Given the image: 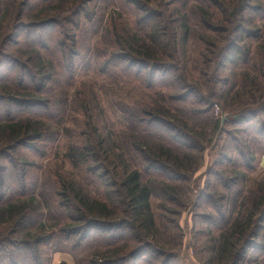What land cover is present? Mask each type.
Listing matches in <instances>:
<instances>
[{"label":"trees","instance_id":"1","mask_svg":"<svg viewBox=\"0 0 264 264\" xmlns=\"http://www.w3.org/2000/svg\"><path fill=\"white\" fill-rule=\"evenodd\" d=\"M248 1L238 0L230 14L235 17ZM259 1L250 9L251 28L238 25L236 39L216 47L213 58L229 64L233 78L215 75L206 83L189 80L186 66L178 75L174 64L191 35L188 0H176L173 11L161 10V0H116L119 13L108 19L99 10L88 11L93 0H39L37 6L31 0H0V264H50L57 253L70 255L75 264H136L138 255L147 253L142 245L156 235L154 189L176 199L174 189L198 170L206 145L234 126H243L241 137L220 164L239 169H220L223 195L205 192L202 198L217 196L224 204L212 219L213 228L226 224L219 264H242L246 251L262 246L257 243L264 225V184L247 206L237 202L241 195L234 190L264 156V56L256 61L251 47L236 42L262 38L264 0ZM201 6L190 9L200 13L203 28L217 34L201 39L214 52L229 28L211 21ZM171 22L178 26L169 28ZM100 29L107 47L90 54L88 39ZM91 62L96 77L117 87L135 85L146 98L132 106L113 104L123 124L121 139L94 126L93 91L80 92L82 119L66 127L69 106L63 96ZM208 66L204 73L211 72ZM214 104L227 114L223 123L212 117ZM60 134L68 141L66 159L79 173L80 185L59 176L41 182L39 164L28 160L47 157L50 148L44 143ZM17 150L23 152L18 158L12 154Z\"/></svg>","mask_w":264,"mask_h":264},{"label":"rangeland","instance_id":"2","mask_svg":"<svg viewBox=\"0 0 264 264\" xmlns=\"http://www.w3.org/2000/svg\"><path fill=\"white\" fill-rule=\"evenodd\" d=\"M175 1L176 0H161L164 7L160 9L173 11L176 6ZM213 1L216 5L218 4V6L212 5L211 7H206L203 5L201 6V3L196 0H188L187 6L185 7V11L188 13L187 24L191 29V35L186 42L185 48L183 49L180 46L179 54L176 56L174 64L178 70V75L179 73H184L182 67L186 66L189 80L192 81L198 80L210 83L213 81L215 75L221 79L227 77L230 79L233 78L228 70L231 66L220 62L221 59L217 58L218 56L215 59L213 58L217 53L216 47L221 48L227 43H231L233 38L236 39L237 34L234 33V28L236 29L238 25L251 28L250 25L254 15L253 10L254 8L256 10L258 7L257 4L260 3L259 0H249L245 2L246 5L243 8L239 7L234 17L230 12L234 5L237 6L238 0ZM53 2H55V0H53ZM38 3L39 0H31V5H36ZM192 5H194V7H203L205 14L211 16V21L220 22V24L224 23L225 25L223 24V26L229 28L228 33L223 34L224 36L217 39L214 45V52L208 47V44L201 39L204 36L205 41H210L213 37H216L217 34L214 33V31H207L203 28V24L197 19L200 13H198L196 9H192L191 11L190 7ZM116 8V0H93L87 9L91 12L101 11L105 19H108L109 15H113V13L117 11ZM209 18L210 17H208V19ZM224 20H229L230 25L226 24ZM256 23L260 27L261 21L259 18ZM177 26L178 23H172L169 25V28L175 29ZM100 32L101 29L99 30V34L92 35V41L90 38L88 39L87 43L90 47V54L95 49L99 50L107 47V43L104 44V41L102 42L100 38ZM262 35V38L256 43L246 39H237L236 42L240 47L245 45V49L251 47V55L254 56L256 61H260L264 56L261 48L264 45V32ZM90 45H92V49ZM9 47L12 48V45H9L8 48ZM207 59H212L209 64L206 63ZM217 62H219V64ZM92 63L93 62H91L89 68L81 67L77 84L72 89H67V97L63 96L66 101L68 100L67 104L69 106V112H67L68 114L66 117V127L71 129L74 119H77V121L82 119L77 113V99H80V92L88 93L87 91H93V93H95V98L93 97L91 106L96 115V118H93L94 126L100 127L102 134H111L121 139L120 130L123 124L120 119V114L113 104L117 101H121L132 106L135 101H139L140 97H142L143 100H146V98L138 89H135V85V87L130 85L124 87L121 85L117 87L114 84H110L111 82L108 80L96 77L92 72ZM207 65H209L208 67H210L211 72L204 73L203 69L206 68ZM237 73L239 72L237 71ZM53 87L56 90L58 89L55 85H53ZM223 89H226V87L224 88L223 86ZM237 89L238 88L231 91V95ZM94 102H96L98 106L94 104ZM215 105L216 104L213 105V110L211 112L212 117L215 119H223L227 114L222 116L220 111L216 112ZM241 127L243 126L227 127L226 135L223 134L220 140L218 137H214L213 142L206 145L203 159L200 162L198 170L191 176L192 178L186 184H181L182 186L180 189H174L175 194L178 193L176 199L162 195L159 190L154 189L150 206L156 225V235L154 241L149 240L146 241L144 246L142 245L147 253L145 251L141 252L135 259L136 264H219L220 258L217 250L221 243L220 235L222 229L225 228L226 224L217 222L216 224L219 227L213 228L212 219L216 217V211H219V206H223L224 204L218 201L217 196H212V198L209 197L216 191H220L222 195L224 193L221 186V179L219 180L218 178L220 169L226 167L227 170L239 169L234 165L231 167L227 162L223 164L220 163L224 156L230 158L229 156L233 153L231 149L236 147V144L233 142L236 136L241 137L240 132H238ZM53 129L52 127V130ZM38 143L39 145L41 144L40 142ZM44 144H47L50 148L47 157L40 162L28 158L29 161H36L35 163L39 164L42 171L40 175L41 182L50 177L59 176L62 179L67 178L69 181H73L76 186L80 185L79 179H81V177L78 175L79 173L73 169L70 162L66 159L68 148V141L66 138L62 134L59 136L56 135L50 142ZM28 152L31 153V151ZM21 153H23L22 150H17L16 153L12 154L18 158L21 156ZM258 159L259 163L256 170L246 175L245 181H239L234 188V190L239 191L241 195H239L240 197H238L239 200L237 202L241 201L244 203V206H247L249 197L257 195L258 187L264 184V158L261 156ZM2 165L5 164L2 163ZM229 175L228 172L226 176ZM156 181L157 184L160 182V180ZM157 184L155 185L156 187ZM169 185L171 186L172 184ZM171 187L173 188V186ZM212 188H215L213 192ZM205 192L209 194V197H204L203 199L202 193ZM217 193L220 194L219 192ZM90 195L93 197L92 194ZM205 195L207 194H204V196ZM231 204L233 203H230V205ZM230 205H227V207L230 208ZM242 211L244 213L245 210L242 209L240 214ZM235 213L237 214V211L234 212V216H236ZM259 243H262V246H259ZM257 244V246H259L258 249L246 251L242 264H264V225ZM54 255L51 257L50 264H71V259L69 257ZM73 264H75L74 260Z\"/></svg>","mask_w":264,"mask_h":264},{"label":"crops","instance_id":"3","mask_svg":"<svg viewBox=\"0 0 264 264\" xmlns=\"http://www.w3.org/2000/svg\"><path fill=\"white\" fill-rule=\"evenodd\" d=\"M263 158H264V156H263ZM262 161H263V159H262ZM56 255H59V256H67V257H69V258L71 259V264H73V259H72V257H71L70 255H68V254H60V253H57V254H55L54 256H56Z\"/></svg>","mask_w":264,"mask_h":264},{"label":"water","instance_id":"4","mask_svg":"<svg viewBox=\"0 0 264 264\" xmlns=\"http://www.w3.org/2000/svg\"><path fill=\"white\" fill-rule=\"evenodd\" d=\"M226 118H227V117H224V118L222 119V123H223V121H224ZM233 118L236 119L237 116H233Z\"/></svg>","mask_w":264,"mask_h":264},{"label":"built area","instance_id":"5","mask_svg":"<svg viewBox=\"0 0 264 264\" xmlns=\"http://www.w3.org/2000/svg\"><path fill=\"white\" fill-rule=\"evenodd\" d=\"M215 108H216V112H218L219 111V108L215 105Z\"/></svg>","mask_w":264,"mask_h":264}]
</instances>
